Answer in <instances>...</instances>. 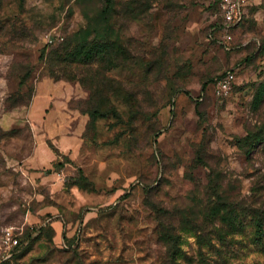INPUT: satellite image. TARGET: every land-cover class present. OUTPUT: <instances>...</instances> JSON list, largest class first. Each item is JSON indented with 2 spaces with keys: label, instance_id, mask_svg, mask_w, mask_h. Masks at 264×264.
<instances>
[{
  "label": "rangeland",
  "instance_id": "obj_1",
  "mask_svg": "<svg viewBox=\"0 0 264 264\" xmlns=\"http://www.w3.org/2000/svg\"><path fill=\"white\" fill-rule=\"evenodd\" d=\"M0 264H264V0H0Z\"/></svg>",
  "mask_w": 264,
  "mask_h": 264
},
{
  "label": "crops",
  "instance_id": "obj_2",
  "mask_svg": "<svg viewBox=\"0 0 264 264\" xmlns=\"http://www.w3.org/2000/svg\"><path fill=\"white\" fill-rule=\"evenodd\" d=\"M73 95V87L68 84L51 80L42 81L37 84L36 94L29 110L32 120H40L45 116L47 117V135L50 140L57 142V149L61 153L71 152L72 147L76 144L75 138L79 140L85 124V117L79 111L71 109ZM7 117H5L4 121H6ZM68 120L77 121L71 131L66 128ZM68 132L73 133L75 137L70 139L67 135ZM40 150L47 152L49 156V153L53 155L51 150L42 147ZM55 150L53 149V152Z\"/></svg>",
  "mask_w": 264,
  "mask_h": 264
},
{
  "label": "built area",
  "instance_id": "obj_3",
  "mask_svg": "<svg viewBox=\"0 0 264 264\" xmlns=\"http://www.w3.org/2000/svg\"><path fill=\"white\" fill-rule=\"evenodd\" d=\"M222 15L225 22V29L239 24L243 20V11L239 2L227 1L222 6ZM233 36L228 32L224 36V43L230 44ZM235 80V74L228 72L218 81V88L221 92H229Z\"/></svg>",
  "mask_w": 264,
  "mask_h": 264
},
{
  "label": "trees",
  "instance_id": "obj_4",
  "mask_svg": "<svg viewBox=\"0 0 264 264\" xmlns=\"http://www.w3.org/2000/svg\"><path fill=\"white\" fill-rule=\"evenodd\" d=\"M108 46H109V45H108ZM110 48L113 49L112 45H110V47H107L106 45H102V46L100 47V52H104V51L106 52V50L109 51ZM21 85H24V81L21 82ZM56 151H57V150H56ZM259 232H261V229H259L258 233H259Z\"/></svg>",
  "mask_w": 264,
  "mask_h": 264
}]
</instances>
